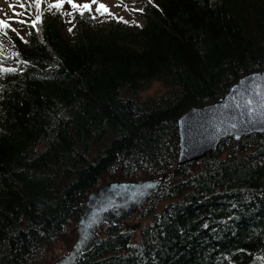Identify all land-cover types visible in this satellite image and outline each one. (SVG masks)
<instances>
[{
  "label": "trees",
  "instance_id": "16d2710c",
  "mask_svg": "<svg viewBox=\"0 0 264 264\" xmlns=\"http://www.w3.org/2000/svg\"><path fill=\"white\" fill-rule=\"evenodd\" d=\"M21 1L24 32L0 26L19 65L0 67V264H49L91 191L159 177L141 225H99L75 264H264V133L178 165L176 125L264 66V0H141L140 24Z\"/></svg>",
  "mask_w": 264,
  "mask_h": 264
},
{
  "label": "water",
  "instance_id": "95a60500",
  "mask_svg": "<svg viewBox=\"0 0 264 264\" xmlns=\"http://www.w3.org/2000/svg\"><path fill=\"white\" fill-rule=\"evenodd\" d=\"M176 125L178 165L209 160L222 140L264 133V66L241 75L215 101L186 109ZM161 179L111 180L91 191L75 223L69 248L50 264H75L92 248L101 224L122 223L123 231L134 232L141 222L129 223L127 219L156 190ZM261 263L256 256L248 264Z\"/></svg>",
  "mask_w": 264,
  "mask_h": 264
},
{
  "label": "rangeland",
  "instance_id": "374dc122",
  "mask_svg": "<svg viewBox=\"0 0 264 264\" xmlns=\"http://www.w3.org/2000/svg\"><path fill=\"white\" fill-rule=\"evenodd\" d=\"M57 1L58 0H47V8H52L50 7L52 3ZM64 2L68 3L67 0H64ZM74 2L78 5H83L85 3L91 4V11H94V9L98 6L96 3H92V0H74ZM98 3L107 5L110 12L113 13V16L115 17H122L133 24H140L143 21L142 16L139 15L141 0H98ZM132 9H137V11H133ZM32 17L33 12L29 11V9L22 4L21 0H0V21L4 22L3 24H0V26L8 24V26L12 28L15 33L22 34L25 30L24 24L30 21ZM0 54L8 59L11 58L10 46L3 38L0 39ZM0 67L16 69L19 65L14 62H0ZM159 90V83L152 82L142 92V95H151L159 92ZM54 252L56 251L54 250Z\"/></svg>",
  "mask_w": 264,
  "mask_h": 264
},
{
  "label": "snow or ice",
  "instance_id": "6c2138e0",
  "mask_svg": "<svg viewBox=\"0 0 264 264\" xmlns=\"http://www.w3.org/2000/svg\"><path fill=\"white\" fill-rule=\"evenodd\" d=\"M39 0H37V4H38ZM64 2V0H58V2L55 4V5H51L50 7H55V8H60L62 6V3ZM67 2L69 4H71L72 8L75 9V10H79L81 8L83 9H86V10H90L91 8V4H88V3H85L83 5H78L74 2V0H67ZM92 3H96L98 6L96 8V11L98 13H100L101 15L107 13L109 15H114L113 13L110 12L109 8L107 5H104L102 3H98V0H92ZM126 7V5H125ZM133 11H137V9H132ZM81 15H83V12H81ZM38 19V18H37ZM119 19H123L122 17L119 18ZM127 22V21H125ZM4 22L3 21H0V24H3ZM69 31H72V29L70 28Z\"/></svg>",
  "mask_w": 264,
  "mask_h": 264
}]
</instances>
